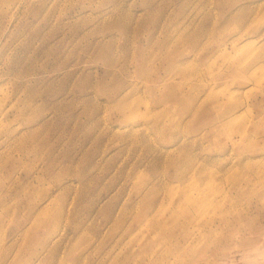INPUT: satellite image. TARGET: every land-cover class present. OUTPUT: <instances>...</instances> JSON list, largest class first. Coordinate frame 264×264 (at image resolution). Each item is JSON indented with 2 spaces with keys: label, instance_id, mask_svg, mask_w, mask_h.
<instances>
[{
  "label": "rangeland",
  "instance_id": "obj_1",
  "mask_svg": "<svg viewBox=\"0 0 264 264\" xmlns=\"http://www.w3.org/2000/svg\"><path fill=\"white\" fill-rule=\"evenodd\" d=\"M0 264H264V0H0Z\"/></svg>",
  "mask_w": 264,
  "mask_h": 264
},
{
  "label": "bare ground",
  "instance_id": "obj_2",
  "mask_svg": "<svg viewBox=\"0 0 264 264\" xmlns=\"http://www.w3.org/2000/svg\"><path fill=\"white\" fill-rule=\"evenodd\" d=\"M118 7H119V6H118ZM113 8H115V7H113ZM201 16H202V15H201ZM172 57H173V56H172ZM177 60H178V59H177ZM177 60H176V61H177ZM170 65H171V64H170ZM168 66H169V65H168ZM172 66H174V64H173ZM172 66H171V67H172ZM180 66H181V64H180ZM169 67H170V66H169ZM177 67H178V66H177ZM181 67H182V66H181ZM175 69H176V68H175ZM182 69H183V68H181V70H182ZM172 70H173V69H172ZM172 70H171V71H172ZM172 72H175V71H172ZM178 72H179V71H178ZM233 115H234V114H233ZM230 118H231V117H230ZM226 120H227V119H225V121H226ZM222 121H223V120H222Z\"/></svg>",
  "mask_w": 264,
  "mask_h": 264
}]
</instances>
